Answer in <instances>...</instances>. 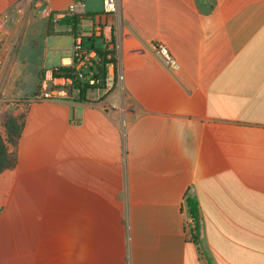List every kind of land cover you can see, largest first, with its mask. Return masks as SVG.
<instances>
[{
  "label": "crops",
  "instance_id": "1",
  "mask_svg": "<svg viewBox=\"0 0 264 264\" xmlns=\"http://www.w3.org/2000/svg\"><path fill=\"white\" fill-rule=\"evenodd\" d=\"M34 3L0 0V115L33 64L37 88L99 26L117 83L98 103L24 101L0 173V264H264V0H121L119 14L84 0L74 16H95L77 35L58 22L70 0L46 18Z\"/></svg>",
  "mask_w": 264,
  "mask_h": 264
},
{
  "label": "built area",
  "instance_id": "2",
  "mask_svg": "<svg viewBox=\"0 0 264 264\" xmlns=\"http://www.w3.org/2000/svg\"><path fill=\"white\" fill-rule=\"evenodd\" d=\"M49 1L50 0H35V10L38 16L49 17ZM84 0H70L68 7V17H74L77 7L82 5ZM121 0H104L105 13L119 14ZM85 37H102L105 42V47L110 53L115 51V44L112 41L110 34L105 32L102 26L96 27L87 31ZM84 36L79 35L75 39L73 46V61L69 65L73 72L71 75H59L53 69H48L44 72L40 83L38 96L40 100L68 98L70 100H78L81 92L87 88V97L95 99L101 92H109L117 83L114 73L115 63H109L107 66V73L103 82V88L97 90L98 81L94 74L96 73V64L98 63L97 51L84 45ZM167 62L169 67L174 69L179 68L178 61L170 54V50L163 43L156 45V50ZM116 52V51H115ZM112 55H108V59H112ZM194 219L186 222L185 229L188 234H194Z\"/></svg>",
  "mask_w": 264,
  "mask_h": 264
},
{
  "label": "trees",
  "instance_id": "3",
  "mask_svg": "<svg viewBox=\"0 0 264 264\" xmlns=\"http://www.w3.org/2000/svg\"><path fill=\"white\" fill-rule=\"evenodd\" d=\"M94 16L95 15H88V16H84V17L74 16L73 18L65 16V17L61 18L58 22L61 25L72 26V30H73L74 34L77 35L78 34V26L81 23L82 18H85V19L92 18V17L94 18ZM97 41L101 42V46H98V47L96 46ZM84 44L87 45L88 47H90L91 49H94L97 51L98 63L96 64V73L94 74V76L98 81V85L96 86V88H97V90H100L103 88L102 86H103V82H104L105 77H106L108 64L109 63H115V64L117 63L116 52L112 51L109 53L107 51L103 38L86 37V38H84ZM110 54L113 57L112 59H108V55H110ZM53 70L62 76L71 75V73L73 72V69L71 66H60L58 68H54ZM44 72L45 71H42L43 75H44ZM59 99L71 102V100L68 98H59ZM77 101H85L88 103H98L99 102V100H97V98L91 99V98L87 97V88L81 92V95L78 97ZM23 123H24V119H23L22 123L17 122V120H11L10 121L9 127H7V128H8V134H9L8 138L10 139V141H12V143H16L17 140L19 139L21 132H22V128H23ZM14 162H15L14 156L9 155L5 140H4V138L0 132V173L4 169H6L10 166H13ZM188 203L190 206V210L193 214V217L198 218V209H197L196 203L194 201H191V200H189Z\"/></svg>",
  "mask_w": 264,
  "mask_h": 264
},
{
  "label": "rangeland",
  "instance_id": "4",
  "mask_svg": "<svg viewBox=\"0 0 264 264\" xmlns=\"http://www.w3.org/2000/svg\"><path fill=\"white\" fill-rule=\"evenodd\" d=\"M37 64V63H36ZM36 64H33L34 67V73H32L31 75V80L28 82L27 84V94L26 96H18V99L16 102H13V106L8 107V105L10 104L9 102H4L1 104L2 108L4 109V112H1L0 115V132L4 138V140H6V142H12L10 141L9 134H8V128L9 127V123L11 120H17V122L22 123L24 116H25V111L23 110L24 106L27 104L24 101H26L29 98H35L37 100H40L39 96H38V91H39V84L38 87L35 88L34 85L36 84V81H38V75L39 72L37 69H35ZM42 74H40V80L42 78L41 76ZM34 84V85H33ZM32 87V89H31ZM35 88V91H34ZM31 89V90H30Z\"/></svg>",
  "mask_w": 264,
  "mask_h": 264
}]
</instances>
